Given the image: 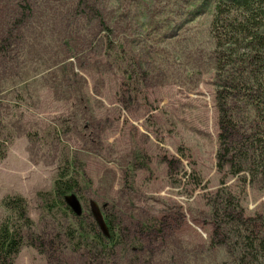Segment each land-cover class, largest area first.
Instances as JSON below:
<instances>
[{"label": "rangeland", "instance_id": "rangeland-1", "mask_svg": "<svg viewBox=\"0 0 264 264\" xmlns=\"http://www.w3.org/2000/svg\"><path fill=\"white\" fill-rule=\"evenodd\" d=\"M88 4L99 10L78 0H0V42L8 46L0 55V135L11 134L0 162V221L2 201L23 198L35 233L60 234L66 264H264V249L246 250L247 235L222 213L212 219L227 201L238 207L228 211L234 216L264 219V182L216 168L214 2ZM66 162L81 214L93 202L121 227L114 255L74 253L65 238L77 226L70 214L58 213L56 227L42 213L38 194L53 192ZM162 220L158 234L134 226ZM15 264L47 260L24 246Z\"/></svg>", "mask_w": 264, "mask_h": 264}, {"label": "trees", "instance_id": "trees-1", "mask_svg": "<svg viewBox=\"0 0 264 264\" xmlns=\"http://www.w3.org/2000/svg\"><path fill=\"white\" fill-rule=\"evenodd\" d=\"M212 1L214 15L210 30L216 48L215 104L218 113L216 168L219 173L228 169L232 176L247 174L252 181L259 179L264 182V0ZM78 5L84 10H99L97 6L88 4V0H78ZM78 8L76 6L75 10ZM104 23L103 31L110 34L111 30ZM15 25L20 26L21 23ZM10 38H13L11 31L7 36L8 40ZM4 43L0 42V55L8 51V46L3 47ZM116 49L123 52L121 45ZM240 51L242 54H239ZM3 134L0 135V162L5 159L11 143V134L8 131ZM173 164V161L166 163L169 172ZM71 166L66 162L54 182L52 193L38 194L42 213L52 216L56 227L59 224L56 219L58 213L64 218L70 214L77 226L68 228L64 237L72 244L74 253H78L83 247L84 251L101 250L112 256L121 246V227L114 225L107 216L104 217L108 233L105 237L91 220V214L86 218L82 214L78 217L66 204L65 200L69 196L74 197L79 193L78 178L70 175ZM132 170L135 168L132 167ZM224 204V207L220 206V210H213L214 222L222 220V213V218L231 221L239 234L243 232L247 235L243 236V240L247 242L246 250L264 249V219H245L241 211L234 216L233 211H228H235L238 207L233 206L230 201ZM1 205L7 215L0 221V264H15L24 246L34 249L39 256H44L47 264H66L59 262L62 253L60 234L55 236L46 232L35 233L34 223L28 216L27 203L23 198L7 197ZM82 220L89 222L83 224ZM164 222L165 220L149 221L134 226L140 234H158L162 232ZM220 231V224L215 223L213 241Z\"/></svg>", "mask_w": 264, "mask_h": 264}, {"label": "water", "instance_id": "water-1", "mask_svg": "<svg viewBox=\"0 0 264 264\" xmlns=\"http://www.w3.org/2000/svg\"><path fill=\"white\" fill-rule=\"evenodd\" d=\"M65 201H66L67 206L76 216L78 217L81 216V213H82L81 208L74 197H70L69 199L67 198ZM89 208H90V214L92 216V219L94 220L98 230L103 234V236L106 237L108 235L107 227H106L104 218L100 210L98 209L96 204L93 202H90Z\"/></svg>", "mask_w": 264, "mask_h": 264}]
</instances>
